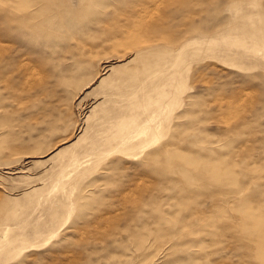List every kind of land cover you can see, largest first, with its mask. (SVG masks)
I'll return each instance as SVG.
<instances>
[{"label":"rangeland","instance_id":"1","mask_svg":"<svg viewBox=\"0 0 264 264\" xmlns=\"http://www.w3.org/2000/svg\"><path fill=\"white\" fill-rule=\"evenodd\" d=\"M0 264H264V0H0Z\"/></svg>","mask_w":264,"mask_h":264}]
</instances>
